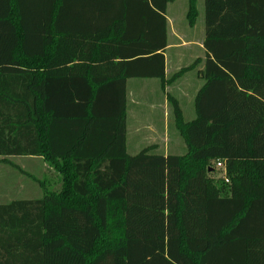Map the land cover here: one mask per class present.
<instances>
[{
	"label": "trees",
	"instance_id": "16d2710c",
	"mask_svg": "<svg viewBox=\"0 0 264 264\" xmlns=\"http://www.w3.org/2000/svg\"><path fill=\"white\" fill-rule=\"evenodd\" d=\"M174 1L0 0V156L60 178L0 206V264H259L241 229L264 213V0H204L195 118L167 97L186 152L127 153V80L186 71L165 78Z\"/></svg>",
	"mask_w": 264,
	"mask_h": 264
},
{
	"label": "crops",
	"instance_id": "0c3cea01",
	"mask_svg": "<svg viewBox=\"0 0 264 264\" xmlns=\"http://www.w3.org/2000/svg\"><path fill=\"white\" fill-rule=\"evenodd\" d=\"M197 19L190 26L187 20L188 1L175 0L168 4L166 18L168 22L167 47L165 48V78L170 79L175 73L186 71L175 81L162 85L158 79L134 78L126 82V149L137 150L141 146L152 147L156 153L163 155H183L186 152L185 143L179 137L173 123L172 110L167 97H173L179 104L184 121L195 118L194 98L204 84L202 72L206 59L204 48V0L196 1ZM263 15H261V18ZM163 130L161 131V129ZM172 132H169V129ZM168 130L165 132V130ZM142 150V149H141ZM140 150V151H141ZM139 151V152H140ZM172 152V153H171ZM131 155L130 153H128ZM137 154V153H136ZM135 155V154H134ZM15 157H27L30 166H38L42 173L49 175L50 166L41 157L36 156H0V173L7 168L10 174L5 179L0 178V206H6L17 201L40 200L43 195L44 181L31 175L29 178L34 186L13 181V169L19 172V166L13 162ZM32 161V162H31ZM5 173V172H4ZM20 173V172H19ZM21 174V173H20ZM35 178L36 180H34ZM20 195L24 197L20 198ZM4 217L0 212V224ZM246 224V223H245ZM249 228L242 227V234L256 236V258L259 264L264 263V213L258 211L249 220ZM3 236L0 232V260L2 257ZM242 248V244H241ZM244 254V252H242ZM237 251L236 255H241Z\"/></svg>",
	"mask_w": 264,
	"mask_h": 264
},
{
	"label": "rangeland",
	"instance_id": "374dc122",
	"mask_svg": "<svg viewBox=\"0 0 264 264\" xmlns=\"http://www.w3.org/2000/svg\"><path fill=\"white\" fill-rule=\"evenodd\" d=\"M181 2H184V0H181ZM163 130V128L161 129V131ZM168 130L166 129L165 132H167ZM173 130L170 128L169 132H172ZM143 147L145 146H141L140 148H137V150H133L131 148H128V153H130L131 155H134L136 153H138L141 149H143ZM172 153V152H171ZM13 162L15 164H17L20 168H22L23 170L30 172L31 174L39 177L42 181H44V185L46 186V188L49 191H57L60 188V178L59 175L53 170V168H50L49 171V175L48 174H44L42 173V169L38 166H33V170H32V166H30V159L27 157H15L13 159ZM32 162V161H31ZM213 173L210 174V178L213 181H221L223 183H228V178L226 177V169L225 167L222 165L221 167H217V164H213ZM4 170H7V168L5 167ZM2 170V172L0 173V178L1 179H5L6 176H8L10 178V174L7 173L6 171ZM5 172V173H4ZM11 178L13 181H16L17 179L20 181V183H25L27 185L30 186H34V182H32L29 178L23 176L22 174H20L19 172H17L16 170L13 169V172L11 174ZM24 197V195H20V198Z\"/></svg>",
	"mask_w": 264,
	"mask_h": 264
},
{
	"label": "built area",
	"instance_id": "2783aa9c",
	"mask_svg": "<svg viewBox=\"0 0 264 264\" xmlns=\"http://www.w3.org/2000/svg\"><path fill=\"white\" fill-rule=\"evenodd\" d=\"M216 164H217V167H221L223 165L222 162H217Z\"/></svg>",
	"mask_w": 264,
	"mask_h": 264
}]
</instances>
